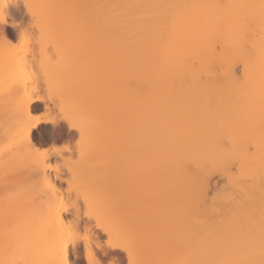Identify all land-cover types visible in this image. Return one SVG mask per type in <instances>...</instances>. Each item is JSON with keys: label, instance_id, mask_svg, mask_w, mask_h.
Wrapping results in <instances>:
<instances>
[{"label": "bare ground", "instance_id": "6f19581e", "mask_svg": "<svg viewBox=\"0 0 264 264\" xmlns=\"http://www.w3.org/2000/svg\"><path fill=\"white\" fill-rule=\"evenodd\" d=\"M24 1L35 18V28L15 22L21 11L17 3L8 6V13L14 16L11 21L0 17V39L2 35L6 39L13 33L20 34L22 44L31 34L33 42L31 45L28 41L30 49L25 45L28 50L25 47L21 51V45L20 53L12 50L9 54L6 50L10 63L5 58L3 65H7L0 67L4 71H0V81H7V86L0 82V100L10 104L8 109L12 111L11 119L5 118L6 123L9 120L7 125L1 123L0 169L9 163L8 167L22 163L28 166L27 170L23 168V177L30 176L33 153L37 152L33 135L39 126L62 120L71 129L72 137L51 146L55 151L43 152L49 154L47 167L41 165L42 183L36 194L29 193L36 195L37 201L31 206L26 204L30 207L27 215L20 211L22 223L8 229L7 220L0 215V264L53 258L51 246L41 244L25 252L23 247L10 250L8 243L21 242L48 202L58 199V193L63 192L67 198L70 180L89 185L93 179H103L104 172L122 161H133L137 168L152 163L157 180L154 194L163 205L161 211L146 209L149 205L145 204L138 206V212L133 208L130 212L127 207L139 225V236L141 233L149 241L153 237L157 240L158 244H140L146 262L261 264L264 224L259 218L264 207L261 213L258 207L253 209L258 213L247 208L252 210L251 201L255 202L252 193L258 197L256 190L260 189L255 188L260 186L255 185L260 181L262 167L252 176L259 174L258 183L251 177L248 181L252 179L255 185H245L252 197L247 192L245 199L250 198L251 203L244 197L240 200L245 201L241 207L244 213L241 208L238 215L234 212V194L238 190L222 193L228 188L223 185L219 187L220 194L217 187L218 194L208 198L211 185L206 193L205 188L210 170L227 169V162L235 161L236 105L256 103L253 108L264 109V0ZM49 39L55 47L69 46V51L51 58V48L47 51L44 46ZM46 51L51 57L45 55ZM43 91L55 103L43 107L42 114L34 117L35 103L44 101L40 95ZM62 103L82 112L86 117L83 124L58 118ZM127 103H132V108ZM246 128L250 136H264V126L258 122ZM255 145L253 159L257 160L264 149ZM230 175V185L234 186V174ZM62 177L67 188L57 184ZM208 179L211 184V177ZM102 184L105 185L101 182L98 186ZM259 185L264 186V182ZM262 192L264 189L260 191L263 197ZM262 197L258 200L262 201ZM5 211L0 214L6 215ZM178 218L183 222L179 234L175 229L160 231V226ZM13 220L16 224L17 220ZM75 249H68L66 258L70 264L69 253H75Z\"/></svg>", "mask_w": 264, "mask_h": 264}, {"label": "rangeland", "instance_id": "374dc122", "mask_svg": "<svg viewBox=\"0 0 264 264\" xmlns=\"http://www.w3.org/2000/svg\"><path fill=\"white\" fill-rule=\"evenodd\" d=\"M16 3H17V5H21V11L18 13V15L15 16V18H14L15 19V22H17V23L22 22V24L24 26H27V27L33 25L32 27L35 28V26H34L35 23L33 21V20H35V18H33V16L30 15V13H29L26 5H25V1L24 0L23 1L22 0H0V8H2V9H0V11H1L0 12V15L4 13V15L3 16H0V17L5 18L7 21H11L14 16H10V14L8 13V11H7L8 10V6L10 7L11 4L14 5ZM22 6H25L27 10L26 9L23 10L25 7L23 8ZM8 15H9V17H8ZM4 16H6V17H4ZM13 35H14V33L12 34V36ZM12 36L6 37V39H3V35L1 36V39L0 40H2V42H0V51H1L0 52V67H2L4 65H7V64L10 63L9 58H7V56H6V55H8L7 52H6V50L7 51L9 50L8 51L9 54H12V52H11L12 50L13 51L16 50L14 52L15 53H18V51L20 50V48H22L21 45H23V47H24V48L21 49V51H22L23 49H25L26 46H28L29 47L28 49H30L31 46L29 45L28 41L30 42V44L33 43L32 42V38H31L32 37L31 34H28L27 35L28 37L26 36L29 40L28 41L27 40H24L22 44H19L21 42V40H19V39H22V37L20 36V34H15L13 37ZM8 45H9V47H8ZM44 46H45L46 50L48 48H51V51L53 53L50 52V54H53L52 57H51V55L48 54L49 52H47V51H50V49L46 51L45 55L47 54L48 56H50L53 59H56V56L59 54V52L60 53H64V52L69 51V49H70V47L69 46H66V45L60 46L59 48L58 47H55V46L52 45V42H51L50 39L48 40V42ZM11 47H12V49H11ZM4 48H5V50H4ZM45 48H42V52L45 51L44 50ZM28 49L26 47V50H28ZM108 52H110V51H108ZM19 53H20V51H19ZM107 56L108 55L106 54V57ZM4 59L6 60V63L7 64L4 63V65H3V61L5 62ZM8 61H9V63H8ZM1 64H2V66H1ZM236 67H237L236 71L239 72L240 66H238V64H237ZM0 71H2L4 73L3 70H0ZM0 74H2V73H0ZM2 78H4V76ZM4 80H5V78H4ZM0 82H1V85H3V82H4L3 79ZM6 83H7V81L4 82V85ZM6 86H7V84H6ZM40 95H42V97L44 98V101H40V102L35 103L36 106L34 107V109H35L34 110V114H35L34 117L36 115L37 116L38 115L40 116L42 114L43 107L47 106L48 104L51 105V103H55L54 99L52 97H50L46 92L43 91V93H41ZM0 102H2V100H0ZM127 104H130L131 105V108H132V106H133L132 103H127ZM256 105H257L256 103L255 104H252V103H240V104H237L236 105V108L234 110L235 111L234 114H236L235 117H234V122H235V124H238V128L235 129V131H236V137L235 138L237 139V142H238V144H236L235 149H234V159H235L236 162L234 161V162H232L230 164L231 161H229V162H227V164H229V165H227V169H224V170L221 169V168L220 169L219 168L212 169V170H210L211 172L210 171L208 172L210 175L208 173L206 175V179H207L206 180V182H207L206 185L207 186L205 188V193L208 191L207 192V195H208L207 197L208 198H211V196H215L216 194H218V192L216 191L217 187H218L217 190H219V194L221 192L222 193H225V192H228V191L231 192V190L235 191V189L239 191V192L238 191H235V194H234V196H235L234 197V207L236 208V209H234V212L237 211L236 212L237 215L241 212L240 211V208L243 205L242 204L243 201H240V200L243 197H244L243 200L245 199V197H248L246 195L247 192H248V195L250 196V193L251 192L248 191L249 189L247 190V187L254 186L255 183L257 184L259 180H260L259 181L260 184H263V182H264V181L261 182V179L264 178V176H263L264 175V152L262 153L261 157H259L257 160L255 158L253 159L254 151L256 149V145L255 144H258L257 147H259L261 149H264V136L262 134L259 135V136H250L248 134V132L246 133V131L249 130L246 127L252 125L253 123L258 122V124H260V126H262V127L264 126V109H261V108H253V106H256ZM9 106H11V105L10 104L8 105V103H6V102H2L0 104V126L2 125V127L0 128V130H2V128H4V126H6L7 123L9 122V120L7 119L8 121L6 123V120H5L6 116H9L7 118L11 119L10 116L12 115V113L10 114V112H12V111L10 110L11 107H9ZM8 108H10V109H8ZM8 110H10V111L8 112ZM3 122L6 123L4 126H3V124H4ZM239 122H241V123H239ZM1 123H3V124H1ZM34 132L36 134L34 133V135H33L34 136L33 137V143H34L33 146L35 147V150L36 151H38V152L41 151L40 153L46 152L48 150H51L52 147H55V146L60 145L62 143L61 141L66 140V139H71V137H72L71 135H69L72 132L71 129H69L68 124H66V122H64L62 120H59L57 123L52 124V125L39 126V128H37ZM37 132H40L42 136L41 135L40 136L37 135ZM238 132H240L241 134H238ZM238 137L239 138L242 137V138L239 139ZM217 139H219V138H217ZM242 139H243V141H242ZM219 140L222 141L221 138ZM250 141L252 142V144H250L251 143ZM239 142L242 143V144H239ZM247 147H248V150H247ZM146 163H149V161H146ZM233 163H235V164H233ZM13 164L10 167H8V166L11 165V164L10 163H9V165L7 164V168H6V165H5V169L6 170L3 169L4 166L1 167L2 169H0V177L2 176L1 179H0V205H1L0 208H2V209H0V212L3 213L2 211L3 210L5 211V209H6L5 212L8 211L7 213L9 214V216H7L8 215L7 213H6V215H4L5 213L4 214H0V215L1 216L3 215L4 218L7 220L6 228H8V229H12V228L18 227L22 223V221L24 219V217H22L21 214L23 213L22 214L23 216L27 215L25 213L28 212V210H27L28 208L30 209V207L29 206H26V204H29L31 206V204H32L33 201H34L33 202L34 204H35V201H37V196L36 195H35L36 198H32L33 195H31V194H33V193H31V192H29L31 194L25 193L23 190H21V186L19 184V181L21 179H26L27 178L26 176H25L26 178L23 177V175H25V172L23 173V171H24L23 168L26 169V167H27V169H28V166H26L28 164L25 163V166L26 167H24L23 166L24 164H22V163L21 164L20 163H18V164L15 163V165H13ZM149 164L150 165L146 164V166H145V164H141V166L137 168L138 164L133 163V161H130V162L122 161L118 165H114L115 167L114 166H111L108 171L104 172V178L103 179L102 178L101 179H99V178L93 179V181L90 184L93 185V186H98L101 182H104L105 185L102 184L99 187L103 188L106 192H108L109 194H111L112 196H114L116 199L122 201L125 204L126 207H130L129 211L132 210V208L134 209L135 212L137 210L139 211L138 206L141 207V206H143V204L149 205L148 207L145 206L146 209H149L150 208L152 211H158V210L161 211L163 205H162V203H161L160 200H157L156 199L158 197H156L155 194H154L155 193L154 191L156 190V184H157L156 181L157 180H156L155 175H154L155 173L153 172L154 169L151 166L152 163H149ZM131 165H133V166H131ZM229 168H232V170L230 169L231 170L230 171ZM260 168H261L262 171L260 170ZM122 169H123V171H121ZM138 169L141 172H139ZM233 169H235V170H233ZM217 170H218L219 174L221 173V175L217 174L218 173V172H216ZM9 171L18 172L19 175L18 176H9V177L6 178V176L4 174L6 172H9ZM151 172H153V174H151ZM257 172L258 173L260 172L259 173L260 174V177H259V174H258V176H255L254 177L256 179L254 181V178L252 176H254V174L257 175L256 174ZM230 174H234V181L236 180V184L234 182V186H231L230 185V178H231V175ZM151 175L152 176L154 175V176L152 177ZM149 177L151 179V182L149 181ZM210 177H211V179H210L211 180L210 181L211 184H208L209 183L208 182V180H209L208 178H210ZM251 177H252V179H253V181L255 183L252 181V179H251L252 182L251 181H248V180H250ZM258 177L260 178L259 180L257 179ZM247 178H249V179H247ZM62 179H63V177H62ZM246 179H247V181H245ZM64 180L65 179H63L61 182L59 180V182H57V184L58 185L60 184L59 186H62V187H66L67 188V185H65L66 183L64 182ZM241 180H243V181H241ZM238 182H241V183H238ZM252 183L254 185H252ZM259 183L257 185H255V187L256 186H260V187L263 188L264 186L263 185H259ZM240 184H244V185H240ZM208 185L209 186L211 185V186H210V189H208L206 191V189L209 187ZM223 185L225 187L230 188V189H228V188L226 189L225 188L223 190L224 192L223 191L220 192V189L224 187ZM241 186L243 188H245L246 190L244 191V189ZM219 187H220V189H219ZM260 187H256L255 188V189H257V188L260 189L259 191L256 190V192H258L257 193V196L258 197H256V193H252V195L255 196V199H252V198L251 199L254 200L255 202L251 201L253 203V204H250V206L252 207L251 208L252 210H250V208H247V210H249L251 212L253 211V209H255V207L256 208L258 207L257 209H259L258 211H260V213H261V210L260 209L262 207H264L263 206L264 203L262 202V201H264V196L262 197L261 196V193H260V191H263L264 188L261 190ZM213 188H214V190H211ZM251 188H250V191L252 190ZM241 189H242V191H241ZM147 190H149V191L147 192ZM254 190H252V192ZM209 192H211V193L209 194ZM241 192H243V193H241ZM142 193H145L146 195L144 196V194H142ZM244 193H245L246 196L244 195ZM262 193L264 194V192H262ZM27 194L29 195V197L31 196V199L28 198ZM242 194H243V196H242ZM259 196L262 197V201H261V198H260V200H258ZM250 197H252V196H250ZM74 198H75V195H73V200H74ZM247 199L248 200L245 199L247 201V203H251V202H249L250 201L249 200L250 198H247ZM143 200H145V201H143ZM256 201H259V202H256ZM158 202H160V203H158ZM240 202H241V205H240ZM260 202L263 203V204L261 205ZM153 203H155V204H153ZM247 203L245 204L246 206L248 205ZM254 203H256V204H254ZM257 203H260L261 207H260L259 204H258L259 205L258 206ZM160 204H161V206H160ZM246 206H244V207H246ZM179 207H180V204L177 205V208H179ZM24 210H25V212H23ZM241 210H242V208H241ZM244 210H242L243 213H244ZM9 211L11 213H9ZM249 211H246V213L247 214H249V213L251 214V212H249ZM19 212H20V214H19ZM132 212H133V210H132ZM255 212L258 213L257 210ZM255 212L253 211V213H255ZM262 212L263 213H261L262 215L260 216L259 221L261 220L260 222L263 225L264 224V217H263L264 216V210H263V208H262ZM17 213L21 216V219L23 218L22 220L19 218L21 220V222H19V219L18 218L17 219L14 218L15 216L16 217L19 216V215L18 216L16 215ZM0 218H1V220L3 219L2 217H0ZM12 218L14 220H17L18 223L16 221H15L16 224L12 223L11 222V220H13ZM14 220H13V222H14ZM182 223L183 222L180 221L179 218H178L176 221H173V223L170 224V225L169 224H165V225L160 226V231L161 232H164V231H168V230L175 229L177 231V233H178V230L181 231L182 228H183ZM258 231H259V234H260L261 231L260 230H258ZM141 237L142 236H141V233H140V244L142 243V241L144 243H147V244H158L157 243V240L154 237L151 238L150 241L147 240V239H145V238H143V237L141 239ZM196 243H194V244H196ZM259 244H262V243L259 241ZM74 252L75 253H71V251H70V253H69L70 254V260H71V262L73 264H82V262L84 261V255H83L82 251H78L77 248H76ZM109 255H107L106 257H104L106 264H108V262H113V264H120V261L123 259L122 254L119 253V252H110Z\"/></svg>", "mask_w": 264, "mask_h": 264}, {"label": "snow or ice", "instance_id": "6c2138e0", "mask_svg": "<svg viewBox=\"0 0 264 264\" xmlns=\"http://www.w3.org/2000/svg\"><path fill=\"white\" fill-rule=\"evenodd\" d=\"M261 7L264 9V3ZM58 118H71L81 124L86 119L82 112L65 107L63 103ZM73 127H76L75 123ZM51 151L55 149L49 150ZM48 154L38 151L33 153L31 174L19 181L21 190L25 193L35 194L42 183L41 165L47 167ZM18 175V172L13 171L5 173L6 178ZM67 193V198L60 192L57 194L58 199L48 202L44 213L36 219L33 228L25 233L21 242L15 245L8 243L10 250L23 247L25 252H30L34 246L41 244L46 248L51 246L53 258L9 260L3 264H70L66 258L69 247L82 251V264H106L104 257L110 252L122 254L120 264H149L142 259L139 225L122 201L99 186L75 183L73 180L69 181Z\"/></svg>", "mask_w": 264, "mask_h": 264}]
</instances>
